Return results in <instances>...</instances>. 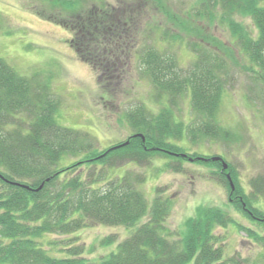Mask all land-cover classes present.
I'll return each mask as SVG.
<instances>
[{
  "label": "trees",
  "instance_id": "16d2710c",
  "mask_svg": "<svg viewBox=\"0 0 264 264\" xmlns=\"http://www.w3.org/2000/svg\"><path fill=\"white\" fill-rule=\"evenodd\" d=\"M49 1L57 10L62 9L61 2L68 3ZM154 1L157 9L162 3L176 2ZM183 3L195 4L197 12L193 16L197 20L227 28L232 45L246 58L247 71L264 86V0ZM102 12L90 13L87 18L78 16L75 21L67 16L53 21L73 33V48L79 59L97 74L101 86L119 79L118 70L111 65L124 63L116 51L121 52L124 62L128 60L117 42L121 40L120 33L116 34L110 25V14ZM165 14L177 24L181 20L176 11L172 16ZM238 15L252 20L255 35L236 21ZM161 30L160 25L152 28L154 39L150 36L149 40L153 45L145 46L139 64L158 93L159 102L168 96L167 102L161 110H153L157 113L146 104L127 111L124 119L133 130L132 136L105 152H96L89 134L58 125V105L37 89L38 84L33 85V80L20 76L0 58V264H264V211L253 203L256 194L247 193L238 183L233 166L222 173L219 163L199 161L216 169L217 175L226 181L232 205L251 228L243 227L227 212L201 206L181 229L171 231L167 221L173 199L158 188L157 197L151 202L143 187L152 178L131 170L133 165L140 168L161 156L175 159V165L166 162L164 167L155 169L157 176L166 170L181 172L182 155L188 154L182 144L208 138L228 142L232 137L218 121L227 87L231 85L228 61L221 52L207 47L204 39L186 44V50L192 51L188 59L192 62L185 68L179 56L168 55L169 51L157 47L160 42L176 46L183 42L182 34L170 36L166 32V42L159 40ZM101 38L103 46L99 45ZM107 44L111 52L113 47L117 48L114 56ZM39 86L47 91L44 85ZM182 97H190L193 116L188 121L179 120L174 113L175 104ZM126 142L129 144L125 145ZM122 167H127V171L120 172ZM110 170L114 171L111 175ZM226 173L231 174L236 185L233 193ZM103 180L105 185L100 186ZM257 184L254 181L253 186ZM145 218L148 221L142 222ZM99 224L130 229L118 247L114 237L101 242L102 247L116 248L99 261L82 258V252L72 247L66 257L56 256L42 241L47 235L72 236ZM231 226L247 234L256 248L251 257L244 259L237 252L227 254L225 238L218 230ZM53 244L50 242L48 247Z\"/></svg>",
  "mask_w": 264,
  "mask_h": 264
},
{
  "label": "rangeland",
  "instance_id": "374dc122",
  "mask_svg": "<svg viewBox=\"0 0 264 264\" xmlns=\"http://www.w3.org/2000/svg\"><path fill=\"white\" fill-rule=\"evenodd\" d=\"M184 1L176 0L170 5L162 3L157 9L154 0H66L68 3L61 2L62 9L57 10L49 0H0V58L20 76L33 80V85L38 84L37 89L58 105V125L89 134L96 152H102L125 142L133 134L124 119L127 111L138 104L152 106V111L161 110L167 102L168 96H163L162 102H159L158 93L139 64L141 53L146 51L145 46L153 45L149 40L150 36L154 39L152 28L160 25L159 40L166 42V32L170 36L182 34L184 43L175 46L160 42L157 47L169 51L168 55L179 56L180 64L185 68L192 62L188 61L191 50L187 51L185 46L205 39L209 44L207 47L221 52L230 67L231 85L227 87L218 121L232 133V137L228 142L200 139L197 143L182 145L190 154L221 157L233 166L238 183L247 193L256 194L253 203L264 211V86L247 71L246 58L232 45L227 28L197 20L193 16L197 12L195 4L185 5ZM102 11L110 14V25L121 36L117 42L124 48L125 58L128 56L127 62H124L126 60L121 57V52L116 51L117 44V48L113 47L114 52L107 44L110 54L115 55L116 51L124 64L115 62L119 79L103 86L93 69L77 56L72 46L73 33L53 22L54 19L63 20V16L75 21L78 16L87 18L90 13L101 14ZM175 11L181 14L176 15L181 19L178 24L165 14L172 16ZM235 19L253 35L256 34L250 18L238 15ZM104 44L103 39H99V45ZM41 84L47 87L48 92L40 89ZM175 105L174 113L179 120H191L190 97L178 99ZM174 160L155 157L140 168L133 165L131 169L134 173L152 178L143 187L151 202L157 197L158 188L164 189L165 195L173 199V209L167 221L171 231L181 229L184 222L195 215L196 208L201 206L220 209L243 227H252L231 203L227 183L217 175L216 169L187 162L182 173L166 170L157 176L155 169ZM126 171L127 167L120 169V172ZM113 172L110 170L109 174ZM86 175L85 172L84 177ZM254 181L258 184L253 186ZM100 183L104 186L105 180ZM129 231L125 227L99 224L72 236L47 235L42 241L56 256L66 257L72 247L82 252V258L99 261L112 254L116 247H102L101 242L107 237H114L118 247ZM218 233L225 238L223 244L228 247L227 254L241 253L246 259L256 250L247 239V234L238 232L232 226L227 230H218ZM50 242L54 244L48 247Z\"/></svg>",
  "mask_w": 264,
  "mask_h": 264
},
{
  "label": "bare ground",
  "instance_id": "6f19581e",
  "mask_svg": "<svg viewBox=\"0 0 264 264\" xmlns=\"http://www.w3.org/2000/svg\"><path fill=\"white\" fill-rule=\"evenodd\" d=\"M205 140H208V141H214V140L209 139V138H208V139H205ZM143 141H144V140H143ZM127 144H129V142H128ZM184 148L187 149V148L185 147V145H184ZM197 154H198V153H197ZM194 155H196V154H189V155H186V156L183 157V160H182V166H183V169H182V171L179 172V173H182V172L184 171V165H185L187 162H194L195 164L201 165L200 162H199V161H201V159H200L201 155L198 154V155H199L198 158H195ZM171 162L175 164V161H171ZM171 162H169V163H171ZM204 162H210V161H205V160H204ZM172 163H171V164H172ZM214 163H217V162H214ZM176 165H177V163H176ZM226 180H227L228 184L230 185V187H232V188H234V189L236 190V185H235L234 181H233L231 178H228V177H226Z\"/></svg>",
  "mask_w": 264,
  "mask_h": 264
},
{
  "label": "water",
  "instance_id": "95a60500",
  "mask_svg": "<svg viewBox=\"0 0 264 264\" xmlns=\"http://www.w3.org/2000/svg\"><path fill=\"white\" fill-rule=\"evenodd\" d=\"M214 161H222V159H221V158H215ZM223 168H224L225 170L228 169V165L225 164V163H223ZM228 178H231V177L228 176ZM23 187H25V186H23ZM232 189H234V188H232Z\"/></svg>",
  "mask_w": 264,
  "mask_h": 264
},
{
  "label": "flooded vegetation",
  "instance_id": "af4514ba",
  "mask_svg": "<svg viewBox=\"0 0 264 264\" xmlns=\"http://www.w3.org/2000/svg\"><path fill=\"white\" fill-rule=\"evenodd\" d=\"M113 56H114V55H113ZM120 64H121V63H120ZM111 67L116 68V64H115V62H112Z\"/></svg>",
  "mask_w": 264,
  "mask_h": 264
}]
</instances>
